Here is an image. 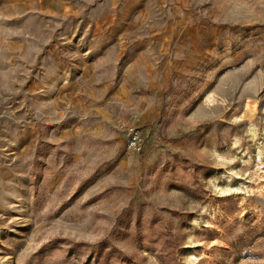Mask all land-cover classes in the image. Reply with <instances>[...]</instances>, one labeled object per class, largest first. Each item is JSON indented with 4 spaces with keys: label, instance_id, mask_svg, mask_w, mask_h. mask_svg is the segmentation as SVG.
<instances>
[{
    "label": "rangeland",
    "instance_id": "374dc122",
    "mask_svg": "<svg viewBox=\"0 0 264 264\" xmlns=\"http://www.w3.org/2000/svg\"><path fill=\"white\" fill-rule=\"evenodd\" d=\"M0 264H264V0H0Z\"/></svg>",
    "mask_w": 264,
    "mask_h": 264
},
{
    "label": "built area",
    "instance_id": "2783aa9c",
    "mask_svg": "<svg viewBox=\"0 0 264 264\" xmlns=\"http://www.w3.org/2000/svg\"><path fill=\"white\" fill-rule=\"evenodd\" d=\"M127 150L140 151V147L143 143V135L141 130L130 128L127 129Z\"/></svg>",
    "mask_w": 264,
    "mask_h": 264
}]
</instances>
